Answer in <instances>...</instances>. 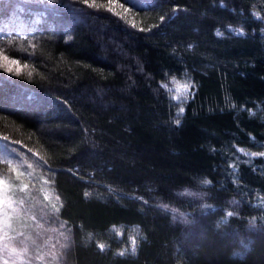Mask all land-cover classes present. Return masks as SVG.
Masks as SVG:
<instances>
[{"label": "trees", "instance_id": "16d2710c", "mask_svg": "<svg viewBox=\"0 0 264 264\" xmlns=\"http://www.w3.org/2000/svg\"><path fill=\"white\" fill-rule=\"evenodd\" d=\"M136 4L132 28L82 0H0V54L23 57L0 65V145L47 161L60 207L37 212L31 264H264V0Z\"/></svg>", "mask_w": 264, "mask_h": 264}, {"label": "snow or ice", "instance_id": "6c2138e0", "mask_svg": "<svg viewBox=\"0 0 264 264\" xmlns=\"http://www.w3.org/2000/svg\"><path fill=\"white\" fill-rule=\"evenodd\" d=\"M54 2V0H53ZM82 2L87 5V7L95 8L99 11L103 8L105 11L117 16L120 20L125 23L130 24V27L136 28L137 25L135 21H129L122 14L121 9L124 12L132 11H142V8H138L136 0H102L101 3H97V0H82ZM127 5V7H126ZM164 17H161V21ZM157 27V25H153ZM151 30L150 28L148 29ZM139 31H145L144 28H140ZM236 35H243V30L231 29ZM217 35H223L221 32H217ZM9 59V56H3V60L7 61L12 65H19L20 59ZM9 72L12 68L7 69ZM190 88L194 89L196 86L194 84L189 85ZM194 95L193 93L186 94L182 99L179 97H170L179 99L180 106L178 108L177 117L184 113V107L182 106L186 103L188 96ZM175 123L179 125L180 120L177 118ZM5 141L8 137H3ZM13 143H16L13 141ZM7 147V146H6ZM31 151V149H29ZM243 152V149H239ZM255 156L257 153H251ZM264 155V153H260ZM36 154L33 153V157ZM42 160V158H41ZM41 160L29 161L28 157L17 149H11V154L5 155L0 153V165L4 167L0 169V264H31L33 259L43 260V256L40 254L41 245L37 242L36 237L39 236V232H36L37 227H42L39 223L37 212L39 211L42 216H47L45 211L48 205L43 202L48 201L51 207L52 213L58 217L60 207L56 204L51 203L50 197L45 193V187L50 183L49 178H44L43 175H35L34 169L39 166L42 171L53 172L54 171L48 166L47 161L41 162ZM69 171H72L71 169ZM75 175V173H73ZM203 183L208 184L210 181H203ZM35 185H41V187H35ZM112 189H109L111 191ZM41 194L42 198H41ZM188 196H197V193L187 192ZM89 195L85 192V197ZM59 196H56V200L59 201ZM62 207V204L60 205ZM163 208L167 209V205H162ZM204 207H210L209 205H204ZM173 213L176 209H171ZM234 213L229 211L226 213L228 217H231ZM181 216H184L181 213ZM185 222L187 217H184ZM66 221L62 222L60 227L63 228L66 225ZM226 223V220L224 221ZM255 223L254 221L252 222ZM35 232V236H34ZM71 230L68 233L60 232V236L63 237L64 243L61 244V249H67L70 247L69 241L71 240L70 235ZM131 254L136 255V238L131 237ZM101 251H104L105 246L103 244L98 245ZM52 251L49 253L53 261L59 260L61 256L65 253L63 251H58L55 249V245L52 246ZM119 256H125V251H120Z\"/></svg>", "mask_w": 264, "mask_h": 264}, {"label": "rangeland", "instance_id": "374dc122", "mask_svg": "<svg viewBox=\"0 0 264 264\" xmlns=\"http://www.w3.org/2000/svg\"><path fill=\"white\" fill-rule=\"evenodd\" d=\"M120 11H121V9H120ZM124 13L128 14V12H124ZM2 64H5V65L8 64L10 66L12 65V64H9L7 61L3 60V56H2V54H0V65H2ZM12 66H14L16 68L20 67V65H12ZM189 85H191V83H184V82L179 83L174 88V93H175L176 97H179L180 99H182L186 94L192 93L193 89L190 88ZM0 153H3L5 155L11 154V149H5V148L1 147V145H0ZM3 167H4L3 165H0V169H2ZM34 174L37 175L36 172H34ZM35 187L38 188V187H41V185H35ZM45 193L49 195L50 200H51L52 199V197H51L52 194H51L50 190L45 188ZM42 195L43 194H41V198H42ZM44 202L46 203L48 201H44Z\"/></svg>", "mask_w": 264, "mask_h": 264}]
</instances>
